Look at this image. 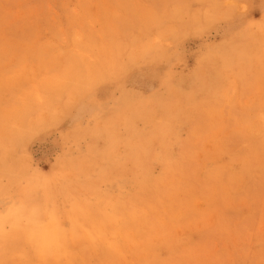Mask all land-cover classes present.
I'll return each mask as SVG.
<instances>
[{"label": "rangeland", "instance_id": "rangeland-1", "mask_svg": "<svg viewBox=\"0 0 264 264\" xmlns=\"http://www.w3.org/2000/svg\"><path fill=\"white\" fill-rule=\"evenodd\" d=\"M0 264H264V0H0Z\"/></svg>", "mask_w": 264, "mask_h": 264}]
</instances>
